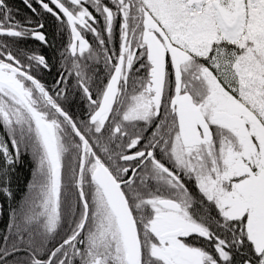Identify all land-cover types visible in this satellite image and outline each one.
<instances>
[{"label":"snow or ice","instance_id":"obj_1","mask_svg":"<svg viewBox=\"0 0 264 264\" xmlns=\"http://www.w3.org/2000/svg\"><path fill=\"white\" fill-rule=\"evenodd\" d=\"M0 264H264V0H0Z\"/></svg>","mask_w":264,"mask_h":264}]
</instances>
